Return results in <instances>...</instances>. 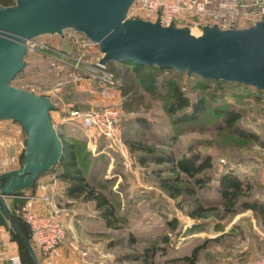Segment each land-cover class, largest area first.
<instances>
[{
    "label": "rangeland",
    "instance_id": "1",
    "mask_svg": "<svg viewBox=\"0 0 264 264\" xmlns=\"http://www.w3.org/2000/svg\"><path fill=\"white\" fill-rule=\"evenodd\" d=\"M131 15L154 19L135 7ZM177 25L193 28L186 19ZM38 40L44 45L28 51L27 65L13 85L53 99L57 109L51 114L62 140L73 146L87 181L109 200L114 215L109 224L95 200L69 195L59 165L42 174L26 194L6 197L17 215L32 201L52 200L53 208L62 211L66 237L80 245L88 264H141L145 253L153 264H253L264 253V223L258 214L241 208L225 213L218 189L219 179L230 171L252 185L251 195L243 199L264 201V91L165 69L158 72L157 91L139 90L141 99L123 96L117 77L113 93L105 96L82 70L69 64L60 70L53 64L55 54L68 55L73 63L81 57L85 64L79 65L85 69L87 62L97 60L95 46L82 44V37L71 31ZM171 85L191 101H202L196 119L181 121L180 112L169 111L176 100ZM108 107L119 112L122 142L100 138L94 147L81 123L70 116L74 110ZM229 109L241 114L231 127L223 118ZM24 145L20 124L0 121V174L20 166ZM195 155L200 160L210 156L213 166L190 176L178 161ZM0 231L8 251L20 252L10 233L1 226ZM198 245L196 258L186 259ZM44 258L39 257L41 264Z\"/></svg>",
    "mask_w": 264,
    "mask_h": 264
},
{
    "label": "water",
    "instance_id": "2",
    "mask_svg": "<svg viewBox=\"0 0 264 264\" xmlns=\"http://www.w3.org/2000/svg\"><path fill=\"white\" fill-rule=\"evenodd\" d=\"M136 0H15L0 3V121H15L25 133L20 166L0 174V226L41 264L35 245L7 196L24 195L67 149L46 94L13 85L27 61L29 43L43 35L80 31L96 44L99 63H134L173 69L211 80L242 83L264 91V20L248 26L164 24L131 15Z\"/></svg>",
    "mask_w": 264,
    "mask_h": 264
},
{
    "label": "built area",
    "instance_id": "3",
    "mask_svg": "<svg viewBox=\"0 0 264 264\" xmlns=\"http://www.w3.org/2000/svg\"><path fill=\"white\" fill-rule=\"evenodd\" d=\"M133 7L150 14L154 19H160L164 24H178V20L186 19L198 31L204 24L216 23L222 27L248 26L256 21L264 20V0H136ZM187 17H196V19L190 20ZM66 31L80 35L82 44L95 46L98 53L97 60L93 63L87 62V67L83 69L79 65L85 64L81 57L73 58L75 60L73 63L69 61L71 57L68 55L62 57L55 54L52 56L55 59L53 64L60 70H64L65 64L78 69L80 73L82 70L83 74L88 76V80L98 86L103 95H111L118 81L107 65L99 63L102 56L99 47L76 29ZM43 45V42L36 39L31 40L28 46L29 50H33ZM70 118L81 123L90 144L94 147L99 145L100 138L111 140L113 143L122 142L121 119L115 108L74 110ZM61 215L62 211L58 207L45 213L30 207L18 215L27 226L39 257L49 256L65 240L67 229ZM0 264H26L20 252L9 253L1 231ZM253 264H264V253L258 256Z\"/></svg>",
    "mask_w": 264,
    "mask_h": 264
},
{
    "label": "trees",
    "instance_id": "4",
    "mask_svg": "<svg viewBox=\"0 0 264 264\" xmlns=\"http://www.w3.org/2000/svg\"><path fill=\"white\" fill-rule=\"evenodd\" d=\"M14 1L15 0H0V3L9 5L13 4ZM107 67L111 71H113L115 76L119 78L120 82L122 83V85L120 83L122 95L129 96L131 99L136 98V100L141 99L138 96L139 90L140 92H142L143 90L144 92L148 93H154L157 91L159 83V71L165 69L169 71H175L173 69L165 67H157L154 65L145 66L134 63L110 62L107 64ZM203 78L210 81H218L220 83H234L245 85L237 82H226L221 80H211L205 77ZM171 89L173 90L176 100L169 105V111L176 114L180 112L179 120L181 121L196 119L198 113L203 109L202 101H191L189 97L181 93L177 85H171ZM189 107L191 108V110L182 111L181 113L182 109H186ZM240 117L241 114L237 110L229 109L223 111L224 122L227 123L230 127L233 126ZM138 120L144 122V119L142 118H139ZM65 145L67 147L65 154L55 166L59 165L62 167V171L59 176L64 179L67 184L66 192L69 195H75L76 197L83 196L85 200H95L96 208L101 210L102 216L106 219L108 218L107 222L111 224V218L114 215V209L111 205H109V200L106 199V197L103 196L100 192H98L94 188V186L90 185L89 181H87L84 175L83 168L80 166L76 158V155L74 153L75 151L71 149L73 148V146H70L67 143H65ZM159 159L161 161L163 160L161 158ZM178 166L188 175L196 176L203 170L211 168L213 166V162L210 156H207L203 160H200V156L195 155L182 158L178 161ZM198 181L203 182L204 178H199ZM218 189L221 193V205L223 206L225 213H235L239 208L252 209L258 214L262 223H264V201L258 199H243L244 197H249L251 195L252 185L249 181L246 182L242 180L233 172H225L219 179ZM20 221L26 227L29 234L28 228L25 225L24 221L21 218ZM201 246L202 245L196 246L193 249L192 257L187 256L186 259L194 260ZM20 253L25 263L30 264L24 248H20ZM148 260V253H145L144 261L141 264H153V262Z\"/></svg>",
    "mask_w": 264,
    "mask_h": 264
},
{
    "label": "crops",
    "instance_id": "5",
    "mask_svg": "<svg viewBox=\"0 0 264 264\" xmlns=\"http://www.w3.org/2000/svg\"><path fill=\"white\" fill-rule=\"evenodd\" d=\"M32 202H33L32 206H30V207L37 209L40 212H44V213L49 212L55 204L52 200L51 201L35 200ZM67 218H68V216L66 214L63 215V219L67 220ZM76 232H78V230H76ZM74 234H75V230H74L73 235ZM3 236H4L5 243H7L6 242L7 239L5 238L4 234H3ZM75 236L76 235H74V237ZM73 239L74 238H72L71 235H68L65 238V240L56 249H54V251H52L50 253L49 256H47L46 258L43 259V264H88L89 263V262H87L88 260H86L85 257L81 256V251L79 250L80 245L78 243L74 242ZM17 252H19V251H17ZM14 253H16V252H14ZM235 264H238V263H235ZM248 264H251V263H248Z\"/></svg>",
    "mask_w": 264,
    "mask_h": 264
},
{
    "label": "bare ground",
    "instance_id": "6",
    "mask_svg": "<svg viewBox=\"0 0 264 264\" xmlns=\"http://www.w3.org/2000/svg\"><path fill=\"white\" fill-rule=\"evenodd\" d=\"M194 32V31H193ZM195 33V32H194Z\"/></svg>",
    "mask_w": 264,
    "mask_h": 264
}]
</instances>
